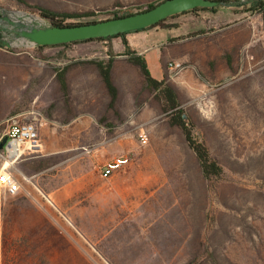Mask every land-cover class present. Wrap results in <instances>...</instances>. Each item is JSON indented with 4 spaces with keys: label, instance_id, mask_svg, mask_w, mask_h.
Listing matches in <instances>:
<instances>
[{
    "label": "rangeland",
    "instance_id": "obj_1",
    "mask_svg": "<svg viewBox=\"0 0 264 264\" xmlns=\"http://www.w3.org/2000/svg\"><path fill=\"white\" fill-rule=\"evenodd\" d=\"M42 1L56 13L92 14L64 19L78 23L138 12L162 0ZM248 5H236L238 10L223 18L210 17L205 10L190 14L193 19L187 21L194 24L201 18L203 22L196 23L204 32L180 37L200 49L193 73L201 86L177 101L194 137L203 142L222 174L209 180L200 176L180 132L166 125L165 101L143 87L135 108L142 102L154 114L151 142L142 146L136 135H128L121 154L126 164L106 177L101 168L116 157L101 162L110 150L91 148V141L103 134L69 135L67 148L60 150L45 149L38 136V152L25 153L8 165L0 158V172H9L21 184L14 194L0 188V264H74L80 256L90 257L89 263L103 264L108 256L115 258L114 264H127L128 254L114 252L103 237L105 228L118 220L173 225L151 232L158 238L159 253L174 251L176 264H264V29L260 13L246 11ZM0 7L31 13L40 8L23 0H0ZM102 41L10 49L42 58L55 55L58 48L78 56L95 55L105 46ZM227 41L234 46L223 50L220 44ZM191 58L195 60L193 53ZM182 64L184 69L190 66L189 61ZM153 74L158 76L156 68ZM37 105L19 111L16 120L43 116V104ZM127 120L130 124L135 117ZM164 137L169 144H162ZM88 234L95 243L89 245Z\"/></svg>",
    "mask_w": 264,
    "mask_h": 264
},
{
    "label": "crops",
    "instance_id": "obj_2",
    "mask_svg": "<svg viewBox=\"0 0 264 264\" xmlns=\"http://www.w3.org/2000/svg\"><path fill=\"white\" fill-rule=\"evenodd\" d=\"M23 1L56 13L52 10L54 7L43 6L42 0ZM234 10L238 8L218 6L214 12L209 13L210 17L223 18L233 15ZM188 15L190 14H179L156 27L129 31L108 42L103 40L105 46L95 55H92L94 52H87L86 55L78 56L58 48L60 51H56L55 55L46 54L42 58L0 48V121L16 116L21 110L43 104V116L30 118L35 121L36 129L37 121H42L39 123L41 127L37 130V137L42 140L43 147L47 150H60L67 148L65 144L69 135L103 134L104 136L91 141L92 149L110 150L102 155L101 162L121 156L127 148L125 138L128 135H136L137 139L139 133H144L150 144V121L154 114L152 110H145L142 102L140 108H135L137 94L146 86L138 68L124 54L121 39L130 51L143 59L152 79L159 81L164 77V83L171 88L177 101L178 96L192 94L194 87L199 90L201 86L193 73L200 49L198 45L193 46L180 37L186 33L202 31L200 24L203 21L200 18L194 19V24L190 23L187 20L193 18ZM183 16L185 21L181 19ZM220 46L223 50H228L234 46V41L222 42ZM45 48L49 46L35 49ZM192 53L195 60L191 58ZM209 53L212 51L209 50ZM107 60L110 63L109 82L114 89L112 101L95 65L96 61ZM168 61H189L192 68L189 66L175 76H170L166 68ZM154 68L157 69L158 76L153 74ZM57 73H60V79L57 78ZM129 117H135V121H130L129 124ZM166 125L176 128L168 124V118ZM168 140V137H164L165 143L162 144H169ZM153 162L158 165V160ZM172 227L170 223L160 221L118 220L105 228L107 230L103 237L111 244L114 252L128 254L127 264H176L174 251L162 255L159 253L158 238L151 232V229ZM87 240L89 245L96 242V238L90 234ZM80 257L73 259L74 264H100L94 261L89 263L90 257L89 260ZM64 259L62 258L63 261ZM102 262L114 264L115 258L105 256Z\"/></svg>",
    "mask_w": 264,
    "mask_h": 264
},
{
    "label": "water",
    "instance_id": "obj_3",
    "mask_svg": "<svg viewBox=\"0 0 264 264\" xmlns=\"http://www.w3.org/2000/svg\"><path fill=\"white\" fill-rule=\"evenodd\" d=\"M257 0H236L234 3L213 0H163L152 8L130 15L92 23L57 26L39 15L19 9L0 7V47L32 48L53 46L74 41L105 38L152 26L165 18L193 8L230 7ZM5 139L0 141V149Z\"/></svg>",
    "mask_w": 264,
    "mask_h": 264
},
{
    "label": "trees",
    "instance_id": "obj_4",
    "mask_svg": "<svg viewBox=\"0 0 264 264\" xmlns=\"http://www.w3.org/2000/svg\"><path fill=\"white\" fill-rule=\"evenodd\" d=\"M15 1L18 3L21 2V0H15ZM213 1H225V0H213ZM154 5H156V4L147 5L144 9L139 10L138 12H142V11H145L147 9H150ZM37 10H38V12H36V13L32 12V13L39 15L42 18L47 19L53 25H57V26H69V25H77V24L96 22V21L78 22V23H65L64 22L65 18H70V17L76 18V17L91 16L92 14L90 12L80 13V14H67V13H52V12H49L47 10L40 9V8H38ZM200 10L201 11L205 10V11H209V12H214L215 7H213V8H193L191 10H188V11H185V12H182L179 14L188 13V14H194L195 15ZM245 10L249 11V12H251V11L259 12L261 15L262 28L264 29V0H257V1L249 3V5L245 8ZM134 13H136V12H134ZM130 14H133V13H130V12L121 13V14L114 13L108 19L122 17V16L130 15ZM179 14L171 15V16L165 18L164 20H162V21H160V22H158L152 26H149V27H146L143 29H139V30H144V29L156 27L158 25H161L162 22L165 21L166 19L173 18L174 16H177ZM139 30H134V31H139ZM125 33H120V34L105 37V38H95V39L74 41V42H69V43H64V44H59V45H53V46H68L70 44H75V43H79V42H87V41H94V40H97V41L106 40V39L113 38V37H122ZM200 33H202V31H200V30L194 32V34H200ZM121 43L124 46V54H126L128 56V61L138 68L139 73L143 78V82H144L146 88L150 91L158 92L159 95L165 101L164 112L166 113L165 115L168 118V124L171 126H175L176 128L179 129L186 147L190 150V152L194 156V160H195V163H196L197 168L199 170L200 176L204 180H209V179L214 178V177H219L222 174L221 167L217 164V162L214 159H212L209 156L208 150L205 147V145L203 144V142L197 140L194 137V135L192 133V126H191L188 118L184 114V112L179 107L173 91L171 90V88L167 84L164 83V77L159 81L152 79L150 77L147 69H146V66H145L143 59L140 56L135 55L132 51H130L126 47V43L123 39H121ZM36 48H42V46H38ZM6 50L10 51L11 49H6ZM107 54L109 55V53H107ZM109 64H110L109 60H107L105 62H100V61L95 62V65L98 68L99 74H100L103 82L105 83V86L107 88V91H108L110 98H111V101H112L114 98V89L109 82V75H108ZM56 76L59 79L61 78L60 73H57ZM186 264H192V262H188Z\"/></svg>",
    "mask_w": 264,
    "mask_h": 264
},
{
    "label": "built area",
    "instance_id": "obj_5",
    "mask_svg": "<svg viewBox=\"0 0 264 264\" xmlns=\"http://www.w3.org/2000/svg\"><path fill=\"white\" fill-rule=\"evenodd\" d=\"M166 68L169 71L170 76H175L181 70L184 69V65L180 61H168ZM16 116L8 117L4 120L5 128L0 134V141L5 139L2 148L0 149V158L6 160L9 164L15 162L25 153H36L40 149V143L37 137V129L35 121L30 119L28 122H18ZM137 141L139 145L146 143V136L144 133L137 135ZM12 146H15L16 154L9 156V150ZM127 159L119 156L108 162H106L101 168V175L103 177L108 176L113 171L120 169L125 165ZM21 180L28 182V178L22 176ZM19 181L15 180L12 175L3 170L0 172V188H2L8 194H14L20 189Z\"/></svg>",
    "mask_w": 264,
    "mask_h": 264
},
{
    "label": "bare ground",
    "instance_id": "obj_6",
    "mask_svg": "<svg viewBox=\"0 0 264 264\" xmlns=\"http://www.w3.org/2000/svg\"><path fill=\"white\" fill-rule=\"evenodd\" d=\"M13 154H16L15 151V146H12L11 149L9 150V156L11 157ZM9 163L5 161V165H8Z\"/></svg>",
    "mask_w": 264,
    "mask_h": 264
},
{
    "label": "flooded vegetation",
    "instance_id": "obj_7",
    "mask_svg": "<svg viewBox=\"0 0 264 264\" xmlns=\"http://www.w3.org/2000/svg\"><path fill=\"white\" fill-rule=\"evenodd\" d=\"M236 0H225V2H235ZM238 5H240V4H238ZM242 5V4H241Z\"/></svg>",
    "mask_w": 264,
    "mask_h": 264
}]
</instances>
